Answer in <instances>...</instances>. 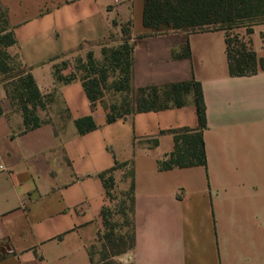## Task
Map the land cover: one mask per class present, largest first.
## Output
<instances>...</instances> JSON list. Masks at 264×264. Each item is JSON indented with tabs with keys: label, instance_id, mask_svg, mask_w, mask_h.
<instances>
[{
	"label": "crops",
	"instance_id": "1",
	"mask_svg": "<svg viewBox=\"0 0 264 264\" xmlns=\"http://www.w3.org/2000/svg\"><path fill=\"white\" fill-rule=\"evenodd\" d=\"M15 43L6 51L32 75L44 101L26 130L19 105L0 89V264H98L100 173L116 161L134 170L135 247L114 257L132 264H264V69L233 76L230 29L154 34L144 0H0ZM130 23L132 88L196 80L206 105V165L161 170L171 132L198 127L192 93L182 106L131 111L108 121L78 77L60 81L57 62L74 52L103 60ZM230 34V33H229ZM231 35V34H230ZM264 57V22L240 27ZM92 116L80 133L75 121ZM157 139L156 145L152 140ZM128 166L113 174L125 189Z\"/></svg>",
	"mask_w": 264,
	"mask_h": 264
},
{
	"label": "trees",
	"instance_id": "2",
	"mask_svg": "<svg viewBox=\"0 0 264 264\" xmlns=\"http://www.w3.org/2000/svg\"><path fill=\"white\" fill-rule=\"evenodd\" d=\"M3 11V21L8 28H0V72L7 70L6 60L12 57L6 48L15 43L13 32L8 24L7 12L5 9ZM239 19H253L254 23L264 22V0H144L143 23L154 34L165 33L168 30H188L190 27H202L218 22L230 23ZM221 27L228 29L226 25ZM123 34L124 38L119 46L103 48L102 61L95 60L91 52L88 54L87 65L90 68L79 78L83 80L92 104L103 97L109 68L119 69L122 75L119 80L114 82L113 88L116 90L133 89L131 85L133 46L129 40L130 23L123 27ZM226 43L231 75H249L256 73L259 68L264 69V57H258L256 52L242 42L239 37L232 39L228 33ZM55 72L60 81H70L78 77V75L64 76L57 65ZM22 75L20 85L12 93L11 98L14 102L17 101L23 114L25 129L29 130L41 124L37 107H42L44 101L32 75L21 73L19 76ZM136 92H138L136 102L139 106L137 111L182 106L187 102V95L192 93L198 114V127L172 130L174 149L158 160V167L165 170L175 167L206 165L207 156L203 131L207 127V117L201 84L196 80H189L163 86L140 87L136 89ZM108 108V121H113L124 114L116 112L115 105H109ZM75 124L80 133L96 127L92 116L78 118ZM157 143V139L152 140V144L156 145ZM128 165V162L116 161L112 168L100 173L99 176L103 180L108 202L116 188L113 172ZM126 172L130 177L131 203L130 206H127L126 202L122 201L117 212L122 215L127 224L132 225V232L131 234L118 232V223L112 220L113 209L108 204L103 206L101 216L104 228L99 234L103 252L102 261L98 264H116L114 257L133 250L135 247L133 167L128 166Z\"/></svg>",
	"mask_w": 264,
	"mask_h": 264
},
{
	"label": "rangeland",
	"instance_id": "3",
	"mask_svg": "<svg viewBox=\"0 0 264 264\" xmlns=\"http://www.w3.org/2000/svg\"><path fill=\"white\" fill-rule=\"evenodd\" d=\"M3 7L0 5V28H8L7 25L4 23V11ZM253 19H239L233 22H218L214 24L205 25L202 27H190L188 30H200L201 28H208V27H221L223 25L228 26L230 29L229 33L231 34V38H236L240 36V27L242 26H250L254 24ZM10 27V26H9ZM169 31V30H168ZM171 31V30H170ZM88 54L89 52H74L70 54L68 57L63 58L57 62L58 69L60 70L61 74L64 76L70 75H78L82 76L89 70L90 66H88ZM8 68L4 72H0V89L4 90L8 97H12V93L15 91L18 85H20V79L23 77L19 76L22 73V67L18 60L14 57L8 58L7 60ZM122 77L120 74V70L117 68H109L108 70V78L104 84L103 90V97L101 100L105 102L107 105H115L116 112L120 113H128L138 109V104L136 102V96L138 92L136 89L129 88L128 90H116L113 88L114 82L119 80ZM12 100V98H11ZM17 103V101H15ZM126 175V176H125ZM124 176L128 179V185L125 189L120 187H116L113 191L112 198L109 200L108 205L113 209L114 214L112 220L118 223L117 231L122 233L131 234L132 232V225L127 224L125 219L122 217L121 214L117 212L119 205L122 201L126 202L127 206H130V199H131V188L130 184V177L127 172ZM102 244L100 243L101 247V254H102ZM132 250L128 251L131 252ZM115 260V259H114ZM116 264H132L131 261L127 262H119L117 260Z\"/></svg>",
	"mask_w": 264,
	"mask_h": 264
},
{
	"label": "built area",
	"instance_id": "4",
	"mask_svg": "<svg viewBox=\"0 0 264 264\" xmlns=\"http://www.w3.org/2000/svg\"><path fill=\"white\" fill-rule=\"evenodd\" d=\"M7 170H8V166L6 165V163L4 162V160L0 154V173H3Z\"/></svg>",
	"mask_w": 264,
	"mask_h": 264
}]
</instances>
